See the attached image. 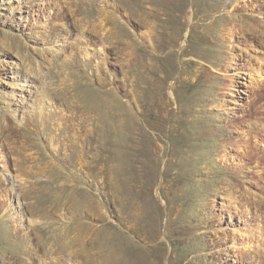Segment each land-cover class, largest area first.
<instances>
[{
  "label": "rangeland",
  "instance_id": "374dc122",
  "mask_svg": "<svg viewBox=\"0 0 264 264\" xmlns=\"http://www.w3.org/2000/svg\"><path fill=\"white\" fill-rule=\"evenodd\" d=\"M0 264H264V0H0Z\"/></svg>",
  "mask_w": 264,
  "mask_h": 264
},
{
  "label": "bare ground",
  "instance_id": "6f19581e",
  "mask_svg": "<svg viewBox=\"0 0 264 264\" xmlns=\"http://www.w3.org/2000/svg\"><path fill=\"white\" fill-rule=\"evenodd\" d=\"M104 104H105V103H104ZM104 104H103V105H104ZM105 105L107 106V104H105Z\"/></svg>",
  "mask_w": 264,
  "mask_h": 264
}]
</instances>
